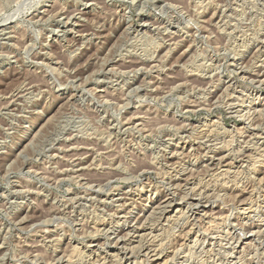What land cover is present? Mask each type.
I'll return each mask as SVG.
<instances>
[{
	"label": "rangeland",
	"instance_id": "1",
	"mask_svg": "<svg viewBox=\"0 0 264 264\" xmlns=\"http://www.w3.org/2000/svg\"><path fill=\"white\" fill-rule=\"evenodd\" d=\"M0 264H264V0H0Z\"/></svg>",
	"mask_w": 264,
	"mask_h": 264
},
{
	"label": "bare ground",
	"instance_id": "2",
	"mask_svg": "<svg viewBox=\"0 0 264 264\" xmlns=\"http://www.w3.org/2000/svg\"><path fill=\"white\" fill-rule=\"evenodd\" d=\"M233 143V142H232ZM209 201V200H208ZM193 203V202H192ZM263 219V218H262ZM210 224V223H209ZM210 227V226H209ZM208 229V228H207ZM138 235V234H137ZM239 239V238H238ZM75 248V247H74ZM59 258V257H58ZM91 258V257H90ZM237 258V257H236ZM96 259V258H95ZM166 260V259H165Z\"/></svg>",
	"mask_w": 264,
	"mask_h": 264
}]
</instances>
